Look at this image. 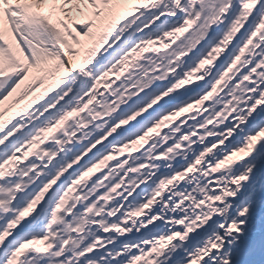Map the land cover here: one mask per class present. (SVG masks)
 Wrapping results in <instances>:
<instances>
[{
    "label": "snow or ice",
    "instance_id": "snow-or-ice-1",
    "mask_svg": "<svg viewBox=\"0 0 264 264\" xmlns=\"http://www.w3.org/2000/svg\"><path fill=\"white\" fill-rule=\"evenodd\" d=\"M0 61V264H264V0H0Z\"/></svg>",
    "mask_w": 264,
    "mask_h": 264
},
{
    "label": "bare ground",
    "instance_id": "bare-ground-1",
    "mask_svg": "<svg viewBox=\"0 0 264 264\" xmlns=\"http://www.w3.org/2000/svg\"><path fill=\"white\" fill-rule=\"evenodd\" d=\"M4 70H5V64L2 61H0V72H2ZM254 179H255V177H254ZM177 255H179V254H177Z\"/></svg>",
    "mask_w": 264,
    "mask_h": 264
}]
</instances>
